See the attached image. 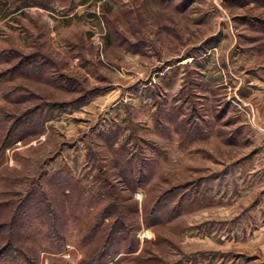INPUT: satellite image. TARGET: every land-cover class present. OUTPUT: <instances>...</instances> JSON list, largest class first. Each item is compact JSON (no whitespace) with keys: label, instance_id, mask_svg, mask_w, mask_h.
<instances>
[{"label":"rangeland","instance_id":"1","mask_svg":"<svg viewBox=\"0 0 264 264\" xmlns=\"http://www.w3.org/2000/svg\"><path fill=\"white\" fill-rule=\"evenodd\" d=\"M0 264H264V0H0Z\"/></svg>","mask_w":264,"mask_h":264}]
</instances>
